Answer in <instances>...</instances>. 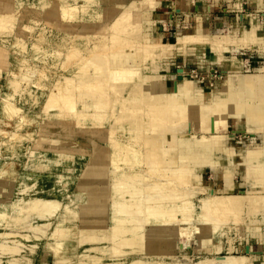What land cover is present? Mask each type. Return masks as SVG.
Masks as SVG:
<instances>
[{"label":"rangeland","instance_id":"obj_1","mask_svg":"<svg viewBox=\"0 0 264 264\" xmlns=\"http://www.w3.org/2000/svg\"><path fill=\"white\" fill-rule=\"evenodd\" d=\"M32 1L35 2L36 0ZM60 1L61 4L65 2V6L58 4V6H55V8H57L55 12L58 11L61 14L62 20L59 19L56 21L53 19L51 22L48 21L47 23L43 21V9H46L48 4L46 6L44 4L45 7L41 10L42 13L39 11L38 14H28L25 18L28 22L25 19L22 20L24 13L21 11L22 13H15V17H13L15 28L12 29L14 30L13 36L10 38L3 37L1 40V45L11 52V57L9 61L7 50L4 51L3 57L2 55L0 56V165H12L13 169L8 173L0 171V178H2L0 179V185L2 184V188H0V213H3L5 216L8 215L9 218L13 215H20L23 206H27L26 204L28 201L26 200L39 201L42 198L57 200L61 203V207L56 211L55 215L47 217L46 220L39 221L33 219V226H41L39 227V230L42 231L41 238H37L33 231H21L17 229L15 225L9 228V225L4 223V217L1 218L0 242H3L2 233L19 234L12 235V237L15 236L14 238L23 242L24 245L22 247L24 250L22 254L26 259H22V257L19 258L21 261H18L17 264H132V260H127L125 257L112 254L109 244H107L105 252L103 253L100 251L101 247L98 245L96 249H85L80 240L83 234V224L75 220V215L69 214L70 212L68 211L71 210L78 213L83 207L101 204L100 207H103L105 217L102 223H100L99 219L95 221L96 227H104V230H107L109 236L112 234L109 194L114 171L108 157L110 155L109 150L113 149L114 152L117 150H127V148L120 149L119 147L123 146L111 144V142L122 139L121 141L124 142V144L131 145L135 142L131 141L133 137L132 133L126 127H117L118 120L115 111L118 109L117 107L105 113L107 119L103 124L93 118L94 115L99 114V111H95V109L90 106H88L89 108L87 109L84 108V106L88 104L89 99L87 102L85 101L83 105L79 103L80 107L75 104L74 106L72 105V107L69 106V108H67L68 110H65V108L63 109L61 106H54L49 97L51 94L59 95V92H65V86L69 82L71 83L70 89L72 88L71 98H73V89L76 91L79 90L76 94L77 98L82 96L81 91H87L88 94L89 91H91L90 87H92V84H87L89 80L94 84L96 82L93 81L96 79L97 81L99 79H105L107 82L106 77H108V75H113L115 73L114 70L108 73L95 74L91 67L85 68V64L83 63L87 61V58L101 50L106 44L112 43L114 39L116 40V38L119 40H127L130 43L134 40L128 39L129 36L122 35L123 32H126L123 31L122 28L118 29L116 22L119 15L114 19L115 22L111 26L110 33H108V27L106 26L107 28L102 30L103 33L92 34L91 25L84 26L81 32L76 31L77 33H75V30L72 28L76 23H80L81 21L92 22L96 20L95 17L92 16L91 11L93 5L96 4L95 0L92 1L93 4H91V6L86 5L85 0H59V3ZM78 1L81 3L80 6L77 5ZM32 3L31 0L30 3L29 0H26L23 6L31 5ZM62 6L70 11L69 17L65 16L63 12L64 8H61ZM133 8L134 7H131L129 9ZM80 13L82 14L80 15ZM21 15L23 16L21 17ZM33 15H37L35 16L36 18ZM111 18L114 17L112 16ZM17 22L25 27H19L20 25ZM61 25L72 30L63 31L65 28ZM157 27L163 28L164 33L168 35L170 40L174 39L182 32L181 28H178L169 20L157 25ZM158 30L159 29H157V32ZM130 32L134 33V31ZM130 32L128 33L131 34ZM183 32L187 31L185 30ZM18 33L20 35H18ZM209 33L215 34L213 31H209ZM76 47H79L81 50ZM250 54L249 52L243 56L245 60L251 57L249 56ZM79 55L81 56L79 57ZM71 61L72 64L67 65ZM80 64L83 68L81 66V68L77 69ZM261 64L262 63H258L256 66ZM135 68L138 72H133L134 74H132L134 76L136 73L140 72V69L149 71L152 67L148 69V66L145 65L141 68ZM191 69L198 71L200 78L208 76L212 71L202 72L199 71L197 67L191 66L187 72ZM125 70L124 73L126 75L131 74V70L128 68ZM217 70L220 71V69ZM133 71H135V69ZM188 81L191 82L192 87H195L193 84V82L196 83L195 81L190 78ZM217 81L221 82L215 79L213 85L209 84L207 81H204V83H197L202 87H211L214 86ZM20 87H22L21 90L18 89ZM31 88L35 93L38 92L37 96H39L41 101L30 103V101L32 102V98L29 97L30 99H27V94L24 95V91H29ZM88 95H90V93ZM87 98L89 97L87 96ZM12 99H15V102L11 101L14 103L12 108H10V110L8 108L7 111L2 112L1 109L5 105L10 104V100ZM113 99L116 100V97ZM15 112L17 114H15ZM92 121L95 123L97 122V124L94 122L92 123ZM96 125L99 126L96 127ZM245 148L247 147L245 146ZM121 166L117 172L119 171L122 174L127 173V168L123 165ZM200 176L201 185L204 188H208V178L210 174L200 173ZM242 177V174L238 176V182H241ZM15 183L17 184L15 185ZM22 189H27V192H30L29 195L23 197L24 194H20V190ZM6 195L7 197H5ZM200 199L199 196H195L191 202V204L195 206L192 211L195 215L201 212V210H199L200 202L197 201ZM24 208L28 211H33L32 209L34 207L30 209H27L28 207ZM195 215H191V218L188 216L186 219L183 218L182 215L181 217L179 215L175 218L180 220L184 219V222L189 224L187 227V230L189 229L188 233L181 234L177 245L167 241V243L170 244L169 246L165 241L166 253L164 254L163 252V256L156 257L153 262L156 261L155 263L159 264H202L205 260H211L210 262L208 261L209 263L205 262V264H210L213 260L211 264H223L222 261L224 260L230 261L233 258H241L242 262H244L243 264H261L259 262V257L251 254L252 235L242 234L229 228L226 229V237L222 239L224 240V247L227 248V250L224 248L219 255H210L208 254L209 252L206 251L198 252L196 247L199 241V231L194 228H197L198 226L196 225L199 224L198 221L192 218ZM192 221L197 223H192ZM42 223L46 225V227H43ZM26 225L27 224H25V226ZM257 227H259V225ZM192 228L194 233L192 232ZM259 228H264V224ZM60 229L64 230L66 233L61 240L57 239V236H53V234ZM94 231H99V228H95ZM29 235L35 238H25ZM57 241L64 243L60 257L53 254L54 251L52 250L53 245L58 243ZM72 244L74 246L71 248ZM179 246L181 247L179 248ZM229 247H233L232 251H228ZM247 249H249V253H247ZM11 259L12 258L9 256H5L2 258V263L11 264ZM143 261H145V263L142 262V260L139 262L143 264L153 263L152 259H146L145 256L143 257Z\"/></svg>","mask_w":264,"mask_h":264},{"label":"bare ground","instance_id":"obj_2","mask_svg":"<svg viewBox=\"0 0 264 264\" xmlns=\"http://www.w3.org/2000/svg\"><path fill=\"white\" fill-rule=\"evenodd\" d=\"M25 1L26 0H17V11L15 12L17 14L18 12L23 11L24 16L21 15V17L23 16L22 20H24L28 14H38V12L48 4L47 0H36L35 2L31 0V3L33 2L31 5L23 6ZM85 1L86 5L91 6V4H93V0ZM57 2L59 3V0ZM59 4H61V1ZM61 5L65 6V2H62ZM64 6L61 8H64L63 12L65 16L69 17L70 11ZM154 7H156L155 0H142V2H140L138 5V9L143 10V8H146L147 11H149L151 8V10H153ZM40 13H42V11ZM82 13H80V15ZM133 14L134 8L129 9L126 12L124 11L122 14H118L119 17L116 22L118 29L122 28L123 31H126L123 32L122 35L129 36L128 39L134 40L132 43L127 40H119L116 38V40L114 39L112 43L106 44L104 47L102 46V49L100 47L101 50H99L97 53L94 52L95 54L87 58V61L83 63L85 64V68L91 67L95 74L108 73L114 70L115 73L113 75H108V77H106L107 82L105 79H99L98 81L96 79L93 81L96 82L95 84L91 83L90 80L87 81L88 85L92 84V87H90L91 91H89L90 95L92 96L88 95L89 93L87 94V91H81L82 96L77 98L76 94L79 92V90L76 91L73 89V98H71L72 88L70 89L71 83L69 82L65 86V92H59V95L51 94L49 97L54 106H61L63 109L65 108V110H68L67 108H69V106L72 107V105L74 106L75 104L78 106L79 103L83 105V103H85V101L87 102L89 99L88 104H86L84 108L87 109L89 108L88 106H90L94 108L95 111H99V114L94 115L93 117L99 123H103L107 119V115L105 113L109 112V110L111 111L112 108L117 107L118 109L115 110L118 120L117 127L121 126L128 128L133 136L131 141H135L131 145H126L121 141V138V140L116 139L119 142L112 141L111 144L123 146L119 148H127V150H117L115 152L113 149L109 150L110 155L108 157L112 163L111 165L114 171L109 194L112 234L109 236L107 230H104V227H96L95 221L99 219L100 223H102L105 217L103 207H100L101 204H96L95 206H88L85 208L83 207L78 213L68 210L70 212L69 214H74V219L78 220V222L80 221V223L83 224V234L81 239H79L82 241L85 249H96V246L98 245L101 247L100 251L103 253L105 252L107 244H109L111 253L115 256L125 257L127 260H132L134 262H132V264H143L139 261L142 260V262L145 263V261H143L144 256L146 259H152L153 262L156 257L163 256V252L164 254L166 253L164 244L165 241L166 243L168 241L171 242V244L174 243L177 245L181 234L188 233L189 229L187 230V227L189 224L185 223L184 219L180 220L175 218L179 215L181 217L182 215V217L186 219L188 216L191 218V215H195L192 213L195 206H193L194 204L192 205L191 202L195 196H199V199H201L197 201L200 202L199 210H201V212L192 217L198 221L199 224L196 225L198 226L197 228H194L199 231V241L196 249H198V252H209L208 254L210 255L219 254L223 251L224 240L222 239L227 235L226 229L229 228L236 230L242 234L247 231L253 236L255 233L260 231L259 227L264 224V206L258 209L256 207L258 204L254 203L252 199H246L243 202L237 203V200L212 197L211 193H209L207 190L195 187L193 182V173L196 167L208 165L210 160L214 164L217 163L214 158L215 155L220 152V131L225 130V120H222L221 116H223L224 112L227 111L228 113L231 112V110H234L237 116L235 106L237 104H242V98L236 95L233 98L234 100H237L234 106L222 104L220 99L215 102V106L205 105L203 103L204 95L202 96V93L197 90L196 87H192V85H190L191 82L188 80L183 81L182 85L178 87V93L176 95H158L156 92V80L151 77H147L145 75L147 71L145 72L140 69L139 73H136L135 76L133 75V72H138L135 67L141 68L145 65L147 66L146 63L150 55L154 53L156 58L159 56V54L155 53L157 52L158 48L150 45L149 38L145 33L142 32L141 18L137 19V16H133ZM33 16L35 17L37 15ZM22 26L20 25L19 27ZM130 31H134V33ZM18 35L20 34L18 33ZM201 38L202 37H197L196 39L202 40ZM253 40L258 41L261 44L260 49L264 50V43L257 40L254 36V33L248 36L246 39V44L249 41L252 42ZM210 44L211 50L217 54L218 61L225 59L223 56L224 53H231L233 51L231 48L233 44L235 45L236 49L239 48L238 43H235V41L230 38V36L219 37L218 40H213L210 42ZM76 48L81 50L79 47ZM80 56L81 55H79V57ZM70 64H72V61L67 65ZM155 65L156 64H152V67H155ZM81 66L82 65L80 64L77 69L81 68ZM127 68L131 70V74L126 75L124 73V70ZM134 69L135 71H133ZM153 70L157 71L158 69L156 67V69L154 68ZM241 83V91L246 92V96L250 98H248L250 102H252V98H258L260 102H264V85H262L261 80L244 79ZM21 88L22 87L18 89L21 90ZM37 93H35L32 88L29 91H24V95L27 94V99L32 98V102L30 101V103L35 101L39 102L40 98L37 96ZM87 96L89 98H87ZM114 97H116V100L113 99ZM11 101L15 102V99L10 100V102ZM11 103L5 105L1 111H7L8 108L10 110L14 104ZM192 106H196L195 115L197 116V120L200 122H198V128L200 131H207L209 123H213L214 130L217 133H215V136L211 138L212 140L208 144L198 140L196 145L193 144L192 146H186L187 148H184L183 141L187 135H183V130H185L188 126V117L190 116ZM260 111V109L255 108L254 113L256 114V117L254 118L256 120H259L257 119V116ZM15 114L17 113L15 112ZM211 114L214 115L215 119L209 118ZM141 117L145 120V123L142 126ZM93 122L94 121H92V123ZM95 124H97V122ZM98 126L99 125H96V127ZM169 133H174L175 135L178 134V138L180 139V141L174 143L173 146V149L176 153V163L174 164L172 161L173 164L171 163L164 165L163 160L161 159H147L146 150L153 146L152 150L155 149L153 153H157L158 150L156 148L160 149L161 141L152 142L149 146V143L147 144L146 142V137L150 136L151 138L163 139ZM205 153H207V159L204 158ZM121 165L127 168V173L122 174L119 171L117 172ZM11 166L12 165L1 164L0 171L8 173L13 169V166ZM257 178V172L252 170L250 179L257 180ZM16 184L17 183H15V185ZM1 185L0 188H2ZM29 193L30 192H27V189L20 190V194H24L23 197L28 196ZM5 197H7V195ZM26 201H28L26 204L27 206H23V210L21 211L20 215H13L11 218H9L8 215L5 216L3 213H0V219L4 217V223H7L9 228L15 225L17 229L25 232L33 231L37 238H41L42 231L39 230V227L41 226H33V219L43 221L46 220L47 217L55 215L56 211L61 207V203L57 200H49L44 198L40 199L39 201ZM24 207H28L27 209H30L31 207L34 208L32 209L33 211H28ZM256 212L260 213L261 215V221L258 224H255L252 221V218L258 215ZM193 221L192 223H197ZM25 224L28 226H25ZM42 225L43 227H46V225L43 223ZM258 225L259 227H257ZM95 228H99V231H94ZM193 231L194 230L192 228V232ZM64 234H66L65 231L60 229L56 231L53 236H57V239L61 240L64 238ZM1 235L3 237V242H0V264H3L2 258L5 256L12 258L11 264H17L18 261L20 262L21 260L19 258L21 257L22 259H26L22 254V251L24 250L22 247L24 245L23 242L14 238L15 236L12 237V235L19 234L2 233ZM29 237L32 238L33 236L29 235L25 238ZM167 244L170 246L169 243ZM73 246L74 245L72 244L71 248ZM63 247L64 243L61 241L54 244L52 247V250L54 251L53 254L60 257ZM180 247L181 246H179V248ZM208 261L209 260H205L203 262L205 264V262L209 263L211 260L209 262ZM155 262L156 261L150 264H159ZM243 263L244 262H242L241 258H234L233 264Z\"/></svg>","mask_w":264,"mask_h":264},{"label":"crops","instance_id":"obj_3","mask_svg":"<svg viewBox=\"0 0 264 264\" xmlns=\"http://www.w3.org/2000/svg\"><path fill=\"white\" fill-rule=\"evenodd\" d=\"M47 1L48 5L42 13L43 21L47 23L53 19L62 20L61 14L57 10L55 12L57 9L55 6L59 3L56 0ZM140 2L142 0H96L91 10L96 20L81 21L76 23L72 29L77 33L81 32L84 26L91 25L92 34L103 33L102 30L107 27L110 33L118 14L134 7L133 16L136 15L137 19L141 18L142 32L149 38L150 45L158 48L155 53L159 56L156 58L153 53L146 63L148 69L152 67V64L157 66H153L145 74L156 80L158 95H176L178 87L183 81L189 79L185 72L191 66L197 67L202 72L215 68L220 69L224 73V79L221 82L217 81L213 87H202L192 81L202 96L204 95L203 103L215 106V102L220 99L222 104L234 106L237 100L233 98L238 95L242 98V104L235 106L237 116L234 110L228 113L226 111L221 116V119L225 120V130L220 131V152L214 158L217 163L214 164L210 160L208 165L196 167L193 182L195 187L207 190L212 197L237 200V203L252 199L258 204L256 207L260 209L264 206V102H260L258 98H252L250 102L246 92L241 91V82L244 79H258L264 85V50L260 49L261 44L258 41L253 40L246 44V39L253 33L257 40L264 43V0H155L156 7L149 11L146 8L138 9ZM77 3L80 6L81 3L79 1ZM16 11L17 0H0V56L2 57L7 49L1 45V40L3 37L13 36L14 30L12 29H15L13 17ZM112 16L114 18H111ZM166 20L182 29V32L172 40L164 33L163 28L157 27ZM61 26L64 27V25ZM72 29L65 28L63 31ZM157 29H159L158 32ZM183 29L187 32H183L185 31ZM209 31L215 34H210ZM229 36L235 43H238L239 48L236 49L233 44L232 54L224 53L225 59L218 61L217 54L211 50L210 42L218 40L219 37ZM197 37H202V40L196 39ZM7 51L10 61L11 52ZM249 52L251 53L250 60H245L243 56ZM258 63L262 64L256 66ZM156 67L158 70H153ZM195 107H191L188 126L183 130V135H187L183 141L184 148L196 145L198 140L208 144L217 133L213 123H209L207 131H200L198 128L200 122L195 115ZM255 108L261 110L257 116L259 120L254 118L256 117ZM214 109L216 110L215 107ZM212 114L209 118L215 119ZM144 123L145 120L141 117V126ZM157 141H161V150L156 148L158 152L153 153L155 149L152 150L153 146L149 147L146 150V158L161 159L164 165L171 164L172 161L175 164L176 153L173 146L174 143L180 141L178 134L169 133L163 139L146 137L149 146ZM204 158L207 159V153L204 154ZM252 170L257 172V180L250 179ZM200 173L210 174L208 188L201 185ZM241 174L243 177L241 182H238V176ZM256 213L258 215L253 217L252 221L258 224L261 221V215ZM244 234L252 235L247 231ZM251 240V254L258 256L259 262L264 264V228L251 236ZM224 248L223 246V250ZM232 249L233 247H229L228 251ZM233 261L234 258L230 261H223V264H233Z\"/></svg>","mask_w":264,"mask_h":264},{"label":"built area","instance_id":"obj_4","mask_svg":"<svg viewBox=\"0 0 264 264\" xmlns=\"http://www.w3.org/2000/svg\"><path fill=\"white\" fill-rule=\"evenodd\" d=\"M185 74L188 78H190L191 80L195 82L204 83V81H207L211 85H213V82L215 81V79H218L220 81H223L224 79V73H222L221 71H218L217 69H212V71L208 74V76L201 77V78H200V74L195 69H191L188 72L186 71Z\"/></svg>","mask_w":264,"mask_h":264},{"label":"water","instance_id":"obj_5","mask_svg":"<svg viewBox=\"0 0 264 264\" xmlns=\"http://www.w3.org/2000/svg\"><path fill=\"white\" fill-rule=\"evenodd\" d=\"M247 253H249V249H247Z\"/></svg>","mask_w":264,"mask_h":264}]
</instances>
